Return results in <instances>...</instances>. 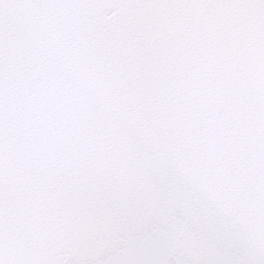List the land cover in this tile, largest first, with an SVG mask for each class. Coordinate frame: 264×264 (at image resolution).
<instances>
[{
	"label": "snow or ice",
	"instance_id": "snow-or-ice-1",
	"mask_svg": "<svg viewBox=\"0 0 264 264\" xmlns=\"http://www.w3.org/2000/svg\"><path fill=\"white\" fill-rule=\"evenodd\" d=\"M0 264H264V0H0Z\"/></svg>",
	"mask_w": 264,
	"mask_h": 264
}]
</instances>
